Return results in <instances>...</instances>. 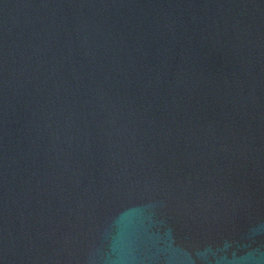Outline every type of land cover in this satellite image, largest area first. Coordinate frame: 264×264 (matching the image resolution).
I'll list each match as a JSON object with an SVG mask.
<instances>
[{
    "label": "water",
    "instance_id": "water-1",
    "mask_svg": "<svg viewBox=\"0 0 264 264\" xmlns=\"http://www.w3.org/2000/svg\"><path fill=\"white\" fill-rule=\"evenodd\" d=\"M0 264H264V0H0Z\"/></svg>",
    "mask_w": 264,
    "mask_h": 264
}]
</instances>
